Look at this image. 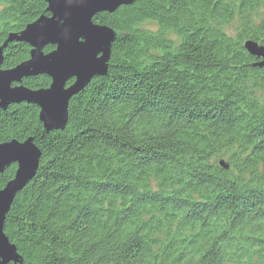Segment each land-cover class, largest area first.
<instances>
[{
	"label": "trees",
	"instance_id": "obj_1",
	"mask_svg": "<svg viewBox=\"0 0 264 264\" xmlns=\"http://www.w3.org/2000/svg\"><path fill=\"white\" fill-rule=\"evenodd\" d=\"M0 5V47L48 15ZM93 22L117 36L108 74L69 100L63 131L34 105L0 110V143L41 154L5 216L10 264H264V68L243 47L264 46V0H135ZM30 51L9 44L1 69Z\"/></svg>",
	"mask_w": 264,
	"mask_h": 264
},
{
	"label": "water",
	"instance_id": "obj_2",
	"mask_svg": "<svg viewBox=\"0 0 264 264\" xmlns=\"http://www.w3.org/2000/svg\"><path fill=\"white\" fill-rule=\"evenodd\" d=\"M47 16L28 24L22 32L8 35L0 47V110L10 105L30 104L39 110V121L45 132L63 131L67 125L69 100L81 92L95 77L108 74V62L116 33L111 28L95 24L101 13H114L135 0H43ZM75 37V42H73ZM25 43L30 59L10 70H2L3 51L11 43ZM86 45L80 49L76 45ZM52 52L45 54L44 48ZM244 49L255 58L256 68H264V46L247 40ZM46 76L47 89L31 90L22 80ZM68 82H72L68 85ZM40 151L29 138L0 143V172L12 163L18 170L14 178L0 190V264L19 262L16 248L3 233L5 216L10 206L38 170Z\"/></svg>",
	"mask_w": 264,
	"mask_h": 264
},
{
	"label": "rangeland",
	"instance_id": "obj_3",
	"mask_svg": "<svg viewBox=\"0 0 264 264\" xmlns=\"http://www.w3.org/2000/svg\"><path fill=\"white\" fill-rule=\"evenodd\" d=\"M0 9H1V5H0ZM149 28H151V29H155V26L154 25H149L148 26ZM230 29V27H226V30L228 31ZM228 34L230 35L231 34V32L230 31H228ZM220 166L222 167V168H224L225 170H228V166L227 165H225V162L222 160V161H220Z\"/></svg>",
	"mask_w": 264,
	"mask_h": 264
},
{
	"label": "bare ground",
	"instance_id": "obj_4",
	"mask_svg": "<svg viewBox=\"0 0 264 264\" xmlns=\"http://www.w3.org/2000/svg\"><path fill=\"white\" fill-rule=\"evenodd\" d=\"M29 59H30V54H29ZM95 78H96V77H95ZM93 79H94V78H93ZM93 79H92V80H93ZM71 83H72V82H68V85H70ZM86 87H87V86H86ZM86 87H85V88H86ZM11 165H16V167H17V168H16V171L18 170V166H17V164L12 163ZM8 167H9V166H8ZM4 170H5V169H4ZM4 170H3V171H4ZM0 173H2V172H0ZM15 174H16V172H15ZM14 176H15V175H14ZM13 178H14V177H13ZM30 182H31V181H30ZM30 182H29V183H30ZM29 183H28V184H29Z\"/></svg>",
	"mask_w": 264,
	"mask_h": 264
},
{
	"label": "snow or ice",
	"instance_id": "obj_5",
	"mask_svg": "<svg viewBox=\"0 0 264 264\" xmlns=\"http://www.w3.org/2000/svg\"><path fill=\"white\" fill-rule=\"evenodd\" d=\"M73 42H75V37H73ZM76 47L83 49L86 47V45L80 44V45H76Z\"/></svg>",
	"mask_w": 264,
	"mask_h": 264
}]
</instances>
